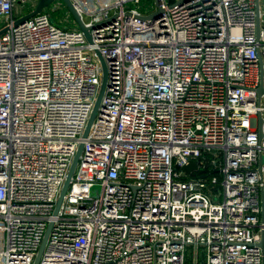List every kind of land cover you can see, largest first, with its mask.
<instances>
[{
	"label": "built area",
	"instance_id": "obj_1",
	"mask_svg": "<svg viewBox=\"0 0 264 264\" xmlns=\"http://www.w3.org/2000/svg\"><path fill=\"white\" fill-rule=\"evenodd\" d=\"M143 1L0 0V264H264V0Z\"/></svg>",
	"mask_w": 264,
	"mask_h": 264
},
{
	"label": "water",
	"instance_id": "obj_2",
	"mask_svg": "<svg viewBox=\"0 0 264 264\" xmlns=\"http://www.w3.org/2000/svg\"><path fill=\"white\" fill-rule=\"evenodd\" d=\"M56 1L57 2L58 1H62V3L64 4L66 10L70 13L71 17L73 18V20L77 24L78 28L84 33V35L86 36V38L89 41V43L92 44V37H91V34H90L91 29L85 26L81 15L78 13V11L74 7V5L71 2V0H40V3L36 7L35 11H33L30 14H28L27 16H25L21 20H19L18 24H22L25 21H27L29 19H32V18L42 14L46 9H48ZM258 11H259V3H258ZM162 12L163 11L157 12V14L155 16L156 17L160 16ZM259 32H260V25L258 24V33ZM96 54H97L98 58L100 59V62H101L102 68H103V83H102V89H101V93H100L99 99L97 101L96 107H95V109L93 111L92 116H90L91 118H90L89 124L87 126L86 132L84 134V139H87V137H88V134L90 132L91 126H92V124H93V122L95 120V117L97 116V113L99 111V108H100L102 100H103V96H104L105 90H106L107 85H108V71H107V67H106L105 61H104V59L102 58V56L100 55L99 52H96ZM263 93H264V85L261 86L260 91H259L260 95H262ZM83 149H84V144H81V146L79 147V151L77 153V156H76V158L74 160V163L72 165V168L70 170V173H69L67 182L65 184V187H64V189L62 191L61 197H60L59 202L57 204V211L60 208V206H61V204H62V202L64 200V197H65V195L67 193L68 188L70 187V183H71V181L73 179V175H74V173L76 171V168H77V165H78L79 160L81 158V155L84 152ZM195 170H197V166L194 163H191L190 165H188L185 168V171L188 174L192 173V171H195ZM49 233H50V230L47 233V235H46V237H45V239L43 241L41 249H40V251H39V253H38L37 257H36L35 264H39L40 263L41 257H42V255L44 253L45 247H46L47 242L49 240L48 239L49 238Z\"/></svg>",
	"mask_w": 264,
	"mask_h": 264
},
{
	"label": "rangeland",
	"instance_id": "obj_3",
	"mask_svg": "<svg viewBox=\"0 0 264 264\" xmlns=\"http://www.w3.org/2000/svg\"><path fill=\"white\" fill-rule=\"evenodd\" d=\"M61 4L63 5V7L60 9L59 12H56L55 11V8L56 6L58 7V5ZM154 5L156 7V3H155V0H144L142 5H141V10L144 12V13H148V12H151L152 9H154ZM264 6L262 5V8ZM49 11V13L52 14V19L54 21H59L60 19H64L65 15H66V8L64 6V4L62 3V1H56L54 4H52L49 9L47 10ZM72 20V19H71ZM75 22V21H74Z\"/></svg>",
	"mask_w": 264,
	"mask_h": 264
}]
</instances>
